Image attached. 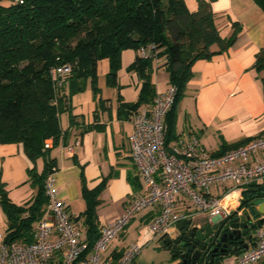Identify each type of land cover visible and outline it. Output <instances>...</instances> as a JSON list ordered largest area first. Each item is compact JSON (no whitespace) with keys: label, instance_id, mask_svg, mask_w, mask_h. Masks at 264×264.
Listing matches in <instances>:
<instances>
[{"label":"trees","instance_id":"obj_1","mask_svg":"<svg viewBox=\"0 0 264 264\" xmlns=\"http://www.w3.org/2000/svg\"><path fill=\"white\" fill-rule=\"evenodd\" d=\"M253 1L264 12V0ZM218 19L208 0H198L196 11H190L185 0H27L23 3L0 0V145L23 146L33 164L28 177L36 190L29 202L19 206L10 199L6 185L0 181V207L7 218V243L35 241L38 224L46 216L49 203L45 182L49 174L58 170L57 162L50 156L51 149H45V142L52 138L53 146L59 145L65 133L61 126L63 114H68L70 125H74L72 98L84 93L89 81L94 97L100 94L99 63L108 61L107 86L120 90L118 73L123 51L152 46L155 60L164 59L162 67L169 74V83L177 88L165 119L169 148L177 140V112L193 78L194 65L227 52L241 30L239 24L233 23L232 36L225 38L218 28ZM155 60L138 55L129 67L130 72L138 74L142 88L136 103L120 100L121 118L134 115L144 106H153L157 96L152 80ZM61 65L71 66L73 72L66 87L57 91L50 72ZM254 68L262 75L264 92V48L257 55ZM247 142L224 143L215 155H223ZM40 159L44 161L41 173L37 170ZM112 177L114 174L92 190L87 188L85 180L82 183L86 210L80 218L84 220L90 248L100 237L97 209ZM260 198H264V184L250 185L243 193L241 207L252 208V203Z\"/></svg>","mask_w":264,"mask_h":264},{"label":"crops","instance_id":"obj_2","mask_svg":"<svg viewBox=\"0 0 264 264\" xmlns=\"http://www.w3.org/2000/svg\"><path fill=\"white\" fill-rule=\"evenodd\" d=\"M185 1L190 11L197 10L198 0ZM208 1H211L213 12L219 16L217 23L223 37L232 36L233 23L239 24L241 30L235 44L227 52L194 65L193 78L177 112V140L172 141L169 147L175 146L180 139H197L207 151L216 154L224 143L235 145L264 136L262 75L254 68L256 57L264 48V12L253 0ZM137 58L138 51H123L118 73L120 90L110 88L109 95L102 96L100 93L97 98L91 90L90 96L82 98V94H78L72 98L73 115L76 116L74 125H70L68 114L62 115L61 126L65 133L59 145L51 149L50 156L58 167L55 173L57 191L70 215L82 228L86 240L87 229L80 218L86 210L82 195L83 180L92 190L104 178L114 174L100 196L101 204L97 209L100 232L126 211L135 195L145 193L144 183L131 158L129 138L133 132V114L121 118L118 112L120 100L127 104L138 101L142 82L137 73L129 71ZM163 64L164 59L153 62L152 80L157 94L165 93L170 87L169 74ZM101 100L106 102L101 103ZM78 141L80 145L77 146ZM69 147L74 148L73 153L68 151ZM32 168L33 164L21 144L0 145V181L6 185L10 199L19 206L25 205L35 195L36 190L28 177V170ZM43 169L44 161L40 159L37 170L41 173ZM234 187L233 183L214 186L211 194L223 196ZM194 210L185 196L179 197L178 213H194ZM242 210L243 214H250L253 221L264 220V215L258 214L256 207ZM157 214L158 208H154L141 214L139 223L135 222V218L113 240L106 255L119 256L133 243L140 244L143 250L157 243L164 252L162 258H165V264H176L177 261H171L170 252L160 246L162 240L156 239L149 228ZM192 220H209V217L198 215ZM178 225L169 230L168 237L173 239L179 235ZM135 226L138 235L129 241ZM4 230H7V218L0 207V235L6 236V233L2 234ZM243 253L245 251L240 255ZM238 256L229 257L228 264L235 262ZM138 260L140 256L134 264Z\"/></svg>","mask_w":264,"mask_h":264},{"label":"built area","instance_id":"obj_3","mask_svg":"<svg viewBox=\"0 0 264 264\" xmlns=\"http://www.w3.org/2000/svg\"><path fill=\"white\" fill-rule=\"evenodd\" d=\"M152 48H143L138 55L155 60ZM72 72L69 65L51 70L57 91L66 87ZM176 95L177 88L170 85L165 93L157 94L153 106L133 115V132L129 138L131 158L144 183L145 193L135 195L126 211L102 229L92 248L60 198L55 173H52L45 182L49 200L47 213L38 224L35 241L12 244L0 235V264H134L143 251L138 243L129 245L119 256L106 254L113 240L146 209L158 208V214L149 224L156 239L164 238L172 227L198 215L208 216L209 220L242 216L243 193L250 185L264 184V136L219 156L207 151L197 139H180L175 146L167 148L165 119ZM53 145V139H48L45 149H52ZM73 150V147L68 148L70 153ZM228 183H233L234 189L223 196L211 194L214 186ZM182 195L191 202L194 213L177 212ZM255 241V247L239 255L232 264H264V223L258 228Z\"/></svg>","mask_w":264,"mask_h":264},{"label":"water","instance_id":"obj_4","mask_svg":"<svg viewBox=\"0 0 264 264\" xmlns=\"http://www.w3.org/2000/svg\"><path fill=\"white\" fill-rule=\"evenodd\" d=\"M252 206L257 208L258 214L264 215V198L255 200L252 203ZM244 218L247 223L244 222ZM193 222V220H188L186 222H181L178 225L179 229L182 230L183 237L181 236L175 244L173 243L169 247L165 246V242L167 241L160 244L165 251H175L171 259L175 260L176 258H180L183 260L186 257L187 262H183L182 264H188V262L189 264H196L200 258L201 251H204L206 247L215 245L216 243L221 245L224 242V238L233 240V245L237 246L235 250L230 251L226 255L227 258L235 255L239 251L247 252L251 247L256 245V241L253 236L250 235L248 229L249 224L251 223L250 216L233 215L223 221L207 220L206 226L199 224L198 226L191 228ZM263 223L264 220H261L260 224ZM182 240L184 241L182 242ZM199 244L203 245L199 251H196ZM179 245H181V249H183V251L181 250V256L178 254Z\"/></svg>","mask_w":264,"mask_h":264},{"label":"flooded vegetation","instance_id":"obj_5","mask_svg":"<svg viewBox=\"0 0 264 264\" xmlns=\"http://www.w3.org/2000/svg\"><path fill=\"white\" fill-rule=\"evenodd\" d=\"M243 216H250V218H251V223L249 224V227H248V229H249V231H250V235H252L253 236V238L255 239V234H256V232H257V230H258V228L260 227V222H256V221H253L252 220V216L250 215V214H243ZM244 220V222H246L247 223V221H245V218L243 219ZM194 221V220H193ZM220 221V220H219ZM223 221V220H222ZM206 222H207V220H202V221H194L193 223H192V225H191V228L192 227H196V226H198L199 224H201L202 226H206ZM210 231V230H209ZM242 231H243V229H242ZM183 237V234H182V230H180V233H179V235L176 237V238H171V236L170 237H168L167 235L163 238V239H161L162 240V242H165V241H167V242H165V246L166 247H169L171 244H175L178 240H179V238L180 237ZM184 240H182V242H183ZM161 242V243H162ZM160 243V244H161ZM203 244H199L198 246H197V248H196V251H199L200 250V248H201V246H202ZM237 246H235V245H233V240H231V239H229V238H224V242L221 244V245H218L217 243L215 244V245H210V246H208V247H206V249H204V251H201V255H200V258H199V260L196 262V264H226V261H227V257H226V255L230 252V251H232V250H235V248H236ZM182 247H181V245H179V247H178V254H179V256H181L182 255V252H181V250L183 251V249H181ZM180 251V252H179ZM195 251V252H196ZM240 252L242 253V251H239V252H237L235 255H240ZM174 253H175V251L174 250H171V252H170V254H171V257L174 255ZM187 255V254H186ZM171 261L172 262H175V261H177V263L176 264H182L183 262H187L186 261V257L183 259V260H181L180 258H176L175 260H173V259H171ZM188 264H189V262H188Z\"/></svg>","mask_w":264,"mask_h":264},{"label":"rangeland","instance_id":"obj_6","mask_svg":"<svg viewBox=\"0 0 264 264\" xmlns=\"http://www.w3.org/2000/svg\"><path fill=\"white\" fill-rule=\"evenodd\" d=\"M5 5H7V4H5ZM108 72H109L108 62L107 61H101L99 63V66H98V82H97V85H98V88H99L102 96L109 95V92L111 90L107 86V74H108ZM91 90H92V85H91V82L89 81L86 91L84 93H82V96H83L82 98L90 96ZM66 116L67 115H65L64 117H66ZM216 193H217V191H216ZM247 207H249V206H247ZM150 210L151 209H146L145 211L139 213L136 216L135 222L139 223V216L141 214L148 213ZM134 225H136V223ZM136 228H137V226H135V228L132 230L129 241L138 235ZM5 233H6V230H4L2 232V234H5ZM163 253L164 252L159 249L158 244L153 243L143 250V252L140 255V260H138L136 264H165V262H164L165 258H162ZM226 264H228L227 261H226Z\"/></svg>","mask_w":264,"mask_h":264}]
</instances>
